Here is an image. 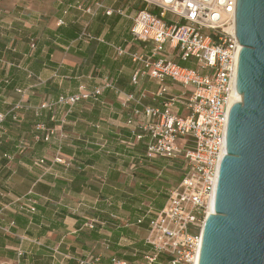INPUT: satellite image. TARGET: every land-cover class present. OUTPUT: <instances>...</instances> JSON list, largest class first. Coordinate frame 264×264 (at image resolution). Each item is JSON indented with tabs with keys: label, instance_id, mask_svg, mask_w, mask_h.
I'll return each instance as SVG.
<instances>
[{
	"label": "crops",
	"instance_id": "crops-1",
	"mask_svg": "<svg viewBox=\"0 0 264 264\" xmlns=\"http://www.w3.org/2000/svg\"><path fill=\"white\" fill-rule=\"evenodd\" d=\"M143 8L133 0H0V264L140 260L170 191L173 160L148 159L145 140L129 144L132 107L110 89L72 111L43 106L106 81L135 92L137 66L117 50L151 53L131 34ZM169 49L159 56L169 58ZM166 85L174 96L182 92ZM139 86L147 104H161L155 81L145 77ZM44 129L56 135L47 141ZM58 153L67 165L52 162ZM24 204L36 213H21ZM91 221L94 229L86 227Z\"/></svg>",
	"mask_w": 264,
	"mask_h": 264
},
{
	"label": "built area",
	"instance_id": "built-area-1",
	"mask_svg": "<svg viewBox=\"0 0 264 264\" xmlns=\"http://www.w3.org/2000/svg\"><path fill=\"white\" fill-rule=\"evenodd\" d=\"M133 1L144 4L133 19V40L153 47L150 54L117 50L119 56L127 55L137 66L132 79L135 92L122 93L110 81L95 91L80 85L77 94L43 108L67 105L72 111L82 101L100 100L109 89L121 98L124 109L132 107L127 126L134 141L129 144L145 140L148 159L181 162L184 177L168 192L165 206L153 217L144 240L145 251L137 253L140 260L128 263L115 256L110 264H199L203 225L215 200L221 157L227 146L229 110L236 94L241 50L235 24L238 0ZM167 46L176 51L182 63L194 66L160 57ZM145 77L160 86L156 93L162 100L160 105L147 104L145 95L139 93ZM169 80L181 86L178 96L166 85ZM2 123L4 117L0 116ZM45 131L47 141L56 135V129ZM52 162L68 164L60 153ZM38 163L43 165L45 160ZM0 196L5 197L1 191ZM19 209L21 213H36L33 204ZM95 225L94 221L86 223L90 229ZM0 230L5 229L0 225ZM71 258L77 264H102L101 258L93 256Z\"/></svg>",
	"mask_w": 264,
	"mask_h": 264
},
{
	"label": "water",
	"instance_id": "water-1",
	"mask_svg": "<svg viewBox=\"0 0 264 264\" xmlns=\"http://www.w3.org/2000/svg\"><path fill=\"white\" fill-rule=\"evenodd\" d=\"M241 50L214 212L202 230L199 264H264V0H238Z\"/></svg>",
	"mask_w": 264,
	"mask_h": 264
},
{
	"label": "rangeland",
	"instance_id": "rangeland-1",
	"mask_svg": "<svg viewBox=\"0 0 264 264\" xmlns=\"http://www.w3.org/2000/svg\"><path fill=\"white\" fill-rule=\"evenodd\" d=\"M171 49H169L168 50V53L166 54V56L168 57L169 56V58H172V59H176V61H179V60H177V58H176V53H174V54H172L171 55ZM169 163V162H168ZM171 164H170V168L172 169L173 168V171H172V178H170L171 179V183L172 184H170L169 186H168V189L169 190H172V188L173 187H176V184H177V182H174L173 180H177L178 178H180V177H184V165L181 163V162H170ZM168 190V191H169Z\"/></svg>",
	"mask_w": 264,
	"mask_h": 264
},
{
	"label": "bare ground",
	"instance_id": "bare-ground-1",
	"mask_svg": "<svg viewBox=\"0 0 264 264\" xmlns=\"http://www.w3.org/2000/svg\"><path fill=\"white\" fill-rule=\"evenodd\" d=\"M242 101V98L236 93L233 97V100L231 103H236V102H240ZM209 215L212 214L214 212V203L212 201V205H211V208L209 209Z\"/></svg>",
	"mask_w": 264,
	"mask_h": 264
},
{
	"label": "trees",
	"instance_id": "trees-1",
	"mask_svg": "<svg viewBox=\"0 0 264 264\" xmlns=\"http://www.w3.org/2000/svg\"><path fill=\"white\" fill-rule=\"evenodd\" d=\"M182 180H183V177H180V182H181ZM163 207H164V206H162V208H163ZM162 208H161V209H162Z\"/></svg>",
	"mask_w": 264,
	"mask_h": 264
}]
</instances>
